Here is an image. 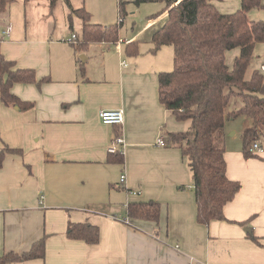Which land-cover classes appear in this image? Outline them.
<instances>
[{"label": "crops", "instance_id": "obj_1", "mask_svg": "<svg viewBox=\"0 0 264 264\" xmlns=\"http://www.w3.org/2000/svg\"><path fill=\"white\" fill-rule=\"evenodd\" d=\"M36 1L12 0L0 13V53L14 68L49 78L40 85L12 84L13 94L33 102L30 109L0 100V150L8 145L22 151L5 153L0 167V256L24 253L43 237L45 255L6 264H264V135L258 138L261 150L246 156L243 144L233 142V118L226 121V176L240 188L223 207L225 220L197 223L186 158L166 136L189 124L178 121L157 95L158 73L173 68L172 46L155 48L151 42L163 18L149 17L145 34L123 30L118 45L90 42L75 51L68 41L74 53H64L50 28L38 36L17 27L21 7L15 4L25 13L26 4ZM212 3L221 13L240 6L239 0ZM35 12L34 6V17ZM247 16L264 20V0ZM125 41H138L139 53L125 54ZM85 50L88 57L80 63L76 56ZM238 54V48L226 53L229 68ZM261 65L264 42L254 48L250 71L264 74ZM229 105L227 113L242 101L232 110ZM112 109L123 111L121 125L101 122L99 112ZM242 116L241 134L251 126ZM117 136L124 140L122 155L109 156ZM158 136L166 145L156 144ZM147 201L160 204L158 221L125 220L129 203ZM70 222L98 226V242L67 237Z\"/></svg>", "mask_w": 264, "mask_h": 264}, {"label": "trees", "instance_id": "obj_2", "mask_svg": "<svg viewBox=\"0 0 264 264\" xmlns=\"http://www.w3.org/2000/svg\"><path fill=\"white\" fill-rule=\"evenodd\" d=\"M12 0H0V13ZM29 1V0H25ZM59 0H48L53 9ZM69 12L67 18L77 16L82 22L81 39L71 42L75 51L90 42L118 43V24L102 25L90 22V13L84 7H73L71 0H63ZM159 0H136L156 2ZM166 19L153 33L155 48L170 45L173 48V68L158 73V101L178 121H189L183 131H167L168 141L180 149L191 174L196 205V222L208 225L211 221L225 220L223 207L231 201L240 183L226 176L223 139L228 119L244 115L251 120L241 138L244 154L249 143L264 135V74L250 71L257 43L264 42V20L252 21L247 13L259 7L261 0H239V8L232 13H221L212 0H163ZM121 7V2L119 1ZM234 48L239 54L232 67L226 63V53ZM125 54L139 53L138 41L124 46ZM81 61L80 59H78ZM48 77L37 79L34 69L14 68V63L0 53V100L7 106L27 110L33 102L21 100L10 91L14 83H41ZM242 101L241 107L226 112L232 97ZM7 152L21 153L4 145L0 150V167ZM122 155V151L109 152ZM160 204L157 201L133 202L127 205L125 220L144 219L158 221ZM243 223V222H242ZM66 235L89 244L99 240V228L88 222H70ZM44 237L34 242L24 253H6L0 264L43 258Z\"/></svg>", "mask_w": 264, "mask_h": 264}, {"label": "rangeland", "instance_id": "obj_3", "mask_svg": "<svg viewBox=\"0 0 264 264\" xmlns=\"http://www.w3.org/2000/svg\"><path fill=\"white\" fill-rule=\"evenodd\" d=\"M47 1L48 0H37L31 4H26L25 13L23 12L21 4H15L16 7H21V12L18 13L19 19H17V27L19 28L25 25L27 27V32L38 36L45 33L46 28H50L53 40H57L55 42L58 43V51H64V53H74L68 41L71 39L72 34H75L77 37H81V20L77 16H73L71 20L67 18L69 9L63 0H59L52 10L48 8ZM83 1L85 9L90 13V22L102 24L104 26L117 23L119 38H123V34H121L123 30H127L128 34H135L139 30L144 32L142 34L150 32L151 27L144 26L147 23V19L151 16H153L152 18H158V21H161L163 18L161 24H163L166 19V13L164 10L165 1L163 0L156 2H139L138 4L136 3V0ZM119 1L122 3V7L118 6ZM70 3L74 7H79L82 4V0H71ZM34 6L36 10L35 17L32 15ZM45 11H47V14H44ZM47 20L50 21V25L46 22ZM156 24L157 23L155 22L154 26H156ZM2 30L3 27L0 25V35ZM127 42L128 41H125L123 44L125 45ZM116 44L118 45V43ZM86 50L85 52L80 51L76 58H79L82 61V57H88ZM64 53L62 55L65 59ZM121 59L123 60L122 63L126 61L125 57H122L119 60ZM116 60H118V58H116ZM238 102V97H232L230 105L228 106L229 110H232ZM242 121L243 116L241 117V115H239L233 118V120L229 123L233 127L231 131L236 132L233 142L238 143L241 146ZM229 133L226 134V139L230 144L231 138L233 137L229 136Z\"/></svg>", "mask_w": 264, "mask_h": 264}, {"label": "built area", "instance_id": "obj_4", "mask_svg": "<svg viewBox=\"0 0 264 264\" xmlns=\"http://www.w3.org/2000/svg\"><path fill=\"white\" fill-rule=\"evenodd\" d=\"M9 29L3 31L4 35H8ZM77 36L75 34H72L71 39L69 41L75 42L77 39ZM75 39V40H73ZM122 39L118 40V43H122ZM124 64V63H123ZM261 70L264 71V66L261 65ZM99 117L102 123L108 124V125H121L123 123V111L121 109H112V110H101L99 112ZM122 137H114L112 138L111 145L108 147L109 152H118L121 151L120 146H122L123 143ZM156 144L164 146L166 145V142L162 136H158L156 139ZM261 150V144L259 139H253L249 143V146L247 147V151L251 154H255L256 152ZM124 180V174L120 175V181L122 182Z\"/></svg>", "mask_w": 264, "mask_h": 264}]
</instances>
